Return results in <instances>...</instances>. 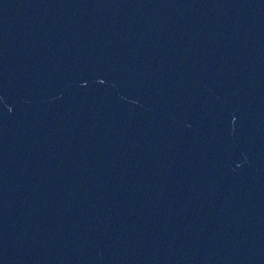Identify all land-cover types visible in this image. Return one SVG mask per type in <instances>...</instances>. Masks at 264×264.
I'll list each match as a JSON object with an SVG mask.
<instances>
[{"label":"water","instance_id":"95a60500","mask_svg":"<svg viewBox=\"0 0 264 264\" xmlns=\"http://www.w3.org/2000/svg\"><path fill=\"white\" fill-rule=\"evenodd\" d=\"M0 264H264V0H0Z\"/></svg>","mask_w":264,"mask_h":264}]
</instances>
